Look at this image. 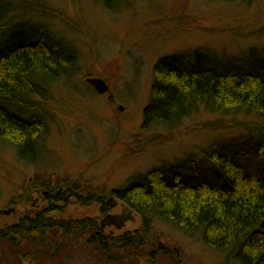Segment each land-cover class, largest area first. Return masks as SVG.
<instances>
[{"label": "rangeland", "instance_id": "rangeland-1", "mask_svg": "<svg viewBox=\"0 0 264 264\" xmlns=\"http://www.w3.org/2000/svg\"><path fill=\"white\" fill-rule=\"evenodd\" d=\"M10 3L16 13L23 9L24 18L30 19L33 12L52 37L62 39L76 56L77 71L52 86L50 96L32 97L43 107L41 117H47L49 130L39 142L34 164L20 161L11 145L0 142V211L15 208L13 203L28 207L23 205L28 200L17 196L31 179L38 183L55 179L54 186L56 177L74 180L84 192L103 196L108 203L109 193L135 176L163 165L177 168L182 160L191 158L198 176L184 171L190 170L189 165L181 170L184 178L188 175L189 181L213 182L214 171L202 157V151L213 144L230 143L250 159L251 141L258 126L264 127V117L220 115L200 107L176 128L149 132L141 130L142 111L149 99L154 66L162 58H175L180 68L205 67L206 61L233 68V59L248 54L263 60L264 1L247 5L213 0H133L111 10L97 0ZM87 77L103 80L109 94L97 95L84 84ZM122 211L117 204L108 214L119 216ZM72 212L74 219L96 218L98 223L106 216L98 204L74 205ZM131 217L119 231L106 227L107 233L111 231L115 239L137 231L140 218L133 213ZM11 222L10 215H0V227ZM39 239L40 235L22 239L15 251L4 245L0 264H227L199 238L156 220L150 222L142 246L135 252L112 250L104 255L85 247L83 240L58 238L61 249L56 257L50 253L52 249L48 254L40 250ZM107 245L111 246L110 242Z\"/></svg>", "mask_w": 264, "mask_h": 264}, {"label": "trees", "instance_id": "trees-1", "mask_svg": "<svg viewBox=\"0 0 264 264\" xmlns=\"http://www.w3.org/2000/svg\"><path fill=\"white\" fill-rule=\"evenodd\" d=\"M97 1L111 10L133 0ZM221 1L250 5L264 0ZM15 11L10 0H0V142L11 145L20 161L33 164L39 142L49 130L47 117H41L43 107L32 97L45 98L56 83L75 76L77 64L74 53L62 39L49 34L41 18L33 12L30 19L24 18L23 9ZM206 62L205 67L195 64L180 70L175 58L157 61L142 111V131L176 128L200 107L220 115L264 117V58L241 55L232 60L233 68ZM251 144L250 159L230 143L203 150V162L214 171L213 182L184 178L181 170L189 165L190 170L184 171L198 176L193 158L182 160L177 168L163 165L135 176L109 196L140 218L139 229L113 239L100 230L96 218L74 219V238L104 255L112 250L135 252L150 222L156 220L199 238L227 264H264V127L258 126ZM91 204H98L100 213H105L103 196L74 185V205ZM38 222L40 217H27L25 226L38 235ZM15 233L13 241L8 228L0 227V251L7 239L12 251L20 246L22 232L16 228Z\"/></svg>", "mask_w": 264, "mask_h": 264}, {"label": "flooded vegetation", "instance_id": "flooded-vegetation-1", "mask_svg": "<svg viewBox=\"0 0 264 264\" xmlns=\"http://www.w3.org/2000/svg\"><path fill=\"white\" fill-rule=\"evenodd\" d=\"M45 181L38 183L39 180L32 181L31 179L25 185V188L18 193V199L23 197V199L28 200L23 204L28 207L16 206L13 203L15 200L12 202L15 208H11L9 214L6 215L12 217V222L6 227L9 231L8 237L10 236L13 241L16 236V228L22 232L18 236L21 241L22 239L28 241L29 236L24 234L29 232V229L25 226L27 217L28 219L40 217V233L38 235L43 241L58 243V238H69L71 242L74 241V235H68L63 231L64 228H70L74 231V215L72 212L74 210V180L56 177L57 183H55V186V179H53V183L52 180ZM23 194L28 196H19ZM32 195H35L34 201H32ZM55 200H58V202H54ZM36 203L37 205H35Z\"/></svg>", "mask_w": 264, "mask_h": 264}, {"label": "water", "instance_id": "water-1", "mask_svg": "<svg viewBox=\"0 0 264 264\" xmlns=\"http://www.w3.org/2000/svg\"><path fill=\"white\" fill-rule=\"evenodd\" d=\"M85 84L90 86L97 94L104 95L109 92L107 84L100 78H86L84 80ZM121 110V108H119ZM116 207V202L109 200L106 203V211H110ZM2 215H8V211H0ZM131 212L127 208H123L121 215H106L100 222V228L114 227L117 230H120L124 224L128 221H132Z\"/></svg>", "mask_w": 264, "mask_h": 264}, {"label": "bare ground", "instance_id": "bare-ground-1", "mask_svg": "<svg viewBox=\"0 0 264 264\" xmlns=\"http://www.w3.org/2000/svg\"><path fill=\"white\" fill-rule=\"evenodd\" d=\"M213 1H221V0H213ZM179 67V66H177ZM176 67V68H177ZM177 69H183V68H177ZM50 96V94L46 93L45 96ZM34 164V163H33ZM39 176V175H38ZM36 227H40V222H38V225ZM100 230H102L103 232H105L106 234H109L111 233V231H109L110 233H107V228H100ZM63 231L65 233H67L68 235H74V231L70 228H64ZM116 231H119L117 229H115V232ZM26 236H34L35 234L33 232H25L24 233ZM126 234V233H125ZM124 235V234H123ZM122 234L119 235L118 237H122L123 236ZM1 238V237H0ZM2 239V238H1ZM38 241V244L40 245V250H42L43 252H45L46 254H48V250L52 249L53 251H51L50 253H54L56 255V257L59 256V252H60V249H61V243H54V242H49V241H43L42 239H39L37 240ZM6 246L8 247V249L12 250L13 248V245L9 242V240L7 239V244ZM207 249V248H206ZM212 251V250H211ZM222 258V257H221ZM223 259V258H222ZM224 261V260H223ZM225 262V261H224ZM226 263V262H225Z\"/></svg>", "mask_w": 264, "mask_h": 264}]
</instances>
